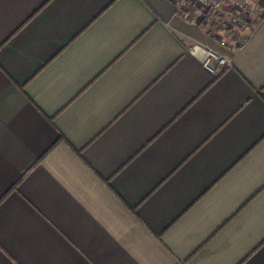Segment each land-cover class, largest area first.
<instances>
[{
	"label": "crops",
	"instance_id": "crops-1",
	"mask_svg": "<svg viewBox=\"0 0 264 264\" xmlns=\"http://www.w3.org/2000/svg\"><path fill=\"white\" fill-rule=\"evenodd\" d=\"M247 1L223 45L172 0H0V264H264Z\"/></svg>",
	"mask_w": 264,
	"mask_h": 264
},
{
	"label": "built area",
	"instance_id": "built-area-1",
	"mask_svg": "<svg viewBox=\"0 0 264 264\" xmlns=\"http://www.w3.org/2000/svg\"><path fill=\"white\" fill-rule=\"evenodd\" d=\"M178 9L191 11L198 22L207 24L209 31L221 30L222 37H217L223 45H227L226 38L235 44L244 42L252 28L255 13L247 0H172ZM214 26V27H213ZM201 49L195 45L193 51ZM203 60L206 66L214 70L223 68L229 62L222 52L211 46L204 48Z\"/></svg>",
	"mask_w": 264,
	"mask_h": 264
},
{
	"label": "trees",
	"instance_id": "trees-1",
	"mask_svg": "<svg viewBox=\"0 0 264 264\" xmlns=\"http://www.w3.org/2000/svg\"><path fill=\"white\" fill-rule=\"evenodd\" d=\"M252 24V28L250 29V33L253 31V28H254V25L253 24H255V20L251 23Z\"/></svg>",
	"mask_w": 264,
	"mask_h": 264
}]
</instances>
